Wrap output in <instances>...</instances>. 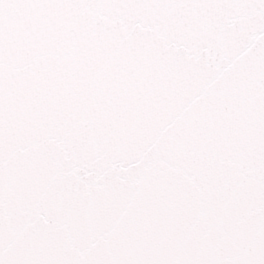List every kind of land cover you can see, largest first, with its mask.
<instances>
[{
  "label": "snow or ice",
  "instance_id": "snow-or-ice-1",
  "mask_svg": "<svg viewBox=\"0 0 264 264\" xmlns=\"http://www.w3.org/2000/svg\"><path fill=\"white\" fill-rule=\"evenodd\" d=\"M0 264H264V0H0Z\"/></svg>",
  "mask_w": 264,
  "mask_h": 264
}]
</instances>
